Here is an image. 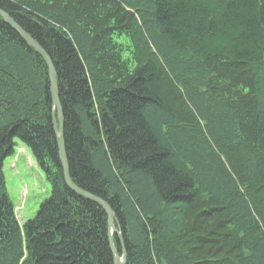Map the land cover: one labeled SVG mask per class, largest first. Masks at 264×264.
Returning a JSON list of instances; mask_svg holds the SVG:
<instances>
[{"label":"trees","instance_id":"16d2710c","mask_svg":"<svg viewBox=\"0 0 264 264\" xmlns=\"http://www.w3.org/2000/svg\"><path fill=\"white\" fill-rule=\"evenodd\" d=\"M54 68L70 180L125 264H264V0H0ZM47 67L0 17V264H113L63 182ZM56 119V112H54ZM19 140L50 194L21 224Z\"/></svg>","mask_w":264,"mask_h":264},{"label":"rangeland","instance_id":"374dc122","mask_svg":"<svg viewBox=\"0 0 264 264\" xmlns=\"http://www.w3.org/2000/svg\"><path fill=\"white\" fill-rule=\"evenodd\" d=\"M3 175L8 198L18 209V221L31 219L49 196L50 187L29 149L17 139L13 154L3 161Z\"/></svg>","mask_w":264,"mask_h":264},{"label":"water","instance_id":"95a60500","mask_svg":"<svg viewBox=\"0 0 264 264\" xmlns=\"http://www.w3.org/2000/svg\"><path fill=\"white\" fill-rule=\"evenodd\" d=\"M0 17L3 19V21L7 25H9L14 31H16L17 34L24 40V42L28 46H30L44 61L47 67V74H48V80H49V86H50L52 111H53L52 121L54 125V130L56 133V146H57V152H58V159H59L61 170H62L63 182L65 186L70 191H72L74 194L96 203L98 206H100L104 210L106 217H107L108 238H109L110 249L113 255V264H125V252L123 248H122V254L120 256L117 252V249L112 239L113 234L117 235L122 245L121 234H120V231H118L114 226L113 213L111 209L108 207V205L104 201H102L98 197H95L81 190L76 185H74L72 181L70 180L69 172H68V165H67L66 156H65L63 134H62V114H61V109H60L59 102H58L55 72H54V68L51 63V60L49 59L47 54L44 52V50L2 10H0ZM54 112H56V119L54 118Z\"/></svg>","mask_w":264,"mask_h":264}]
</instances>
